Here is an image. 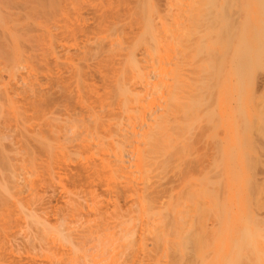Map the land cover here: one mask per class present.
I'll return each instance as SVG.
<instances>
[{
	"label": "rangeland",
	"instance_id": "374dc122",
	"mask_svg": "<svg viewBox=\"0 0 264 264\" xmlns=\"http://www.w3.org/2000/svg\"><path fill=\"white\" fill-rule=\"evenodd\" d=\"M240 1L0 0V264H264Z\"/></svg>",
	"mask_w": 264,
	"mask_h": 264
},
{
	"label": "bare ground",
	"instance_id": "6f19581e",
	"mask_svg": "<svg viewBox=\"0 0 264 264\" xmlns=\"http://www.w3.org/2000/svg\"><path fill=\"white\" fill-rule=\"evenodd\" d=\"M177 1V0H176ZM238 1V0H237ZM242 1V0H241ZM240 1V2H241ZM247 1V0H246ZM175 2V1H174ZM233 2V1H232ZM252 3V4H251ZM251 6H249V8L247 7V10L245 11H243V16H244V18H245V24H246V22H247V26L245 27L244 26V29L243 30H245V32H239V34L241 35V33H243V36H241V39H240V36H239V39H237V40H233L232 41V39H230L229 40V42H225L226 44H228V46H226V47H229V46H231V48L232 47H237L239 50H241V49H244L245 51H247L246 49H245V44H246V42L247 43H250V42H252V43H254V41L253 40H255V43L257 44H255L256 46H257V51L254 49V51H256L257 53H256V56H259V59H261L262 61L261 62H264V0H253V1H251ZM235 4V3H234ZM240 4V3H239ZM245 4H247V3H245ZM249 4V3H248ZM247 4V5H248ZM230 6H231V4H230ZM238 6V5H237ZM245 6V5H244ZM243 6V7H244ZM241 7V6H240ZM228 8V7H227ZM232 8V7H231ZM245 8V7H244ZM233 9V8H232ZM241 9V8H240ZM223 10V9H222ZM142 12V11H141ZM222 12V11H221ZM220 12V13H221ZM144 13V12H143ZM241 16V15H240ZM222 17V16H221ZM227 18H228V16H227ZM231 17H229V19H230ZM243 18V19H244ZM224 20V18H221V20ZM229 19L227 20V21H229ZM220 20V21H221ZM242 21H244V20H242ZM145 22V21H144ZM145 23H147V22H145ZM233 23V22H232ZM144 24V23H143ZM227 24H228V22H227ZM234 24V23H233ZM232 24V25H233ZM150 25V24H149ZM231 25V27H233ZM142 27V26H141ZM238 27H240V26H238ZM146 28V30H145V34H147L148 33V36H152L153 37V35L152 34H154V32L152 33V31H154L152 28H150V26H148V23L147 24H145L144 25V28L143 29H145ZM242 28V27H241ZM241 28H239L240 30H241ZM235 30H237L236 28H235ZM233 32H234V30H233ZM237 32H238V30H237ZM237 32H235L236 34H237ZM156 33V32H155ZM175 33V32H174ZM232 33V32H231ZM234 33V34H235ZM144 34V35H145ZM151 34V35H150ZM171 34H173V32H171ZM234 34H233V36H234ZM239 34H237L236 35V38L238 37V35ZM230 38H231V35L229 36ZM243 37V38H242ZM228 38V37H227ZM233 38V37H232ZM229 39V38H228ZM226 40V39H225ZM224 42V41H223ZM222 42V43H223ZM252 43H250V44H252ZM224 46H225V44H224ZM255 46V47H256ZM226 47H224V49L226 48ZM230 48V47H229ZM227 49V52L230 50V49ZM246 48H247V45H246ZM145 49H147V48H145ZM148 50V49H147ZM232 50V49H231ZM231 50L229 51V52H231ZM151 51V50H150ZM234 51V50H233ZM235 51H236V49H235ZM238 51V50H237ZM225 52V51H224ZM240 52V51H239ZM251 52V51H250ZM250 54H252V52L250 53ZM244 57V56H243ZM247 58L246 59H253V58H250L251 57V55L249 56H246ZM245 58V57H244ZM243 58V59H244ZM258 58V57H257ZM246 59H245V61H246ZM250 60H248V61H250ZM254 60V59H253ZM252 60V61H253ZM248 61H247V63H248ZM252 61H250V62H252ZM257 61V60H256ZM258 61H260V60H258ZM131 64V63H130ZM130 64H129V66H130ZM128 65V64H127ZM241 65H242V67H243V64L241 63ZM139 66V65H138ZM240 66V65H239ZM238 66V67H239ZM133 67V66H132ZM136 68H137V66H135ZM238 67H237V70H234V72L236 71H238V72H240V71H242L241 69H238ZM241 67V68H242ZM262 67V66H261ZM136 68H135V70H136ZM138 69V68H137ZM160 69V68H159ZM163 69V68H162ZM244 71H245V69L244 68H242ZM263 69V68H262ZM139 70L140 69H138V71L136 70V72L135 73H137V72H139ZM240 70V71H239ZM164 71V70H163ZM141 72H142V70H141ZM241 73V72H240ZM263 74V76H264V73H262ZM140 75H143V74H139V76ZM145 75V74H144ZM147 75V74H146ZM234 75V74H233ZM235 75H236V73H235ZM238 75V74H237ZM243 76V75H242ZM262 75H260V78H262V79H260V80H263L262 82H264V79H263V76L261 77ZM142 77V76H141ZM140 77V78H141ZM240 77V76H239ZM255 79H257L256 77H255ZM254 79V80H255ZM141 80V79H140ZM139 80V81H140ZM143 80V79H142ZM253 80V79H252ZM251 80V81H252ZM260 80H258V81H260ZM138 81V82H139ZM143 81H145V80H143ZM147 81H149V80H147ZM146 81V82H147ZM159 81V80H158ZM251 81H249V82H251ZM161 82V81H160ZM244 82H245V80H244ZM247 82V84H248V81H246ZM262 82H259L260 83V85H259V87L261 88V84H262V87H263V83ZM140 83H142L141 84V86L143 87V82H140ZM145 83V82H144ZM149 83V82H148ZM159 83V82H158ZM258 83V82H257ZM258 83V84H259ZM153 84V83H152ZM238 84H240V83H238ZM243 84V83H242ZM251 84H253V83H251ZM154 85H155V83H154ZM154 85H153V88H154ZM145 86V85H144ZM147 86V85H146ZM157 86H158V84H157ZM160 86V85H159ZM243 86V85H242ZM148 87V86H147ZM240 87V86H239ZM156 88V87H155ZM154 88V89H155ZM160 88V87H159ZM255 88V87H254ZM121 90L122 89H120V92H121ZM157 90V89H156ZM238 90H239V88H238ZM260 90V89H259ZM263 90H264V87H263V89H262V91H261V93H262V95L264 94L263 93ZM237 91V90H236ZM240 91V90H239ZM239 91H237V92H239ZM120 92H119V94H120ZM125 92V91H124ZM123 93V92H122ZM120 95H123V94H120ZM262 97H264V96H262ZM264 103V102H263ZM262 151H264V148H263V150ZM69 237V236H68ZM67 240V239H66ZM70 241V240H69ZM66 244H67V242H65ZM72 243V242H71ZM79 249V248H78ZM75 250H77V249H75ZM81 252V251H80ZM85 252V251H84ZM87 253V252H86ZM47 254H48V252H47ZM84 254V253H83ZM87 255V254H86ZM47 256V255H46ZM85 256V255H84ZM87 257V256H86ZM87 260V259H86ZM85 260V261H86Z\"/></svg>",
	"mask_w": 264,
	"mask_h": 264
}]
</instances>
